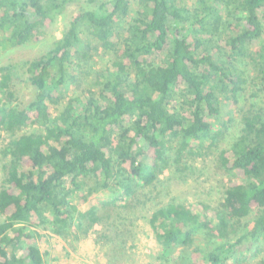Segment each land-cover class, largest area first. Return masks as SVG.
<instances>
[{"label":"trees","instance_id":"trees-1","mask_svg":"<svg viewBox=\"0 0 264 264\" xmlns=\"http://www.w3.org/2000/svg\"><path fill=\"white\" fill-rule=\"evenodd\" d=\"M83 1L88 7L53 48L24 62L35 90L25 107L14 104L16 65L0 66V131L11 138L1 151L0 264H44L40 231L61 236L75 224L86 232L100 221L99 206L117 204L80 213L87 196L119 189L132 197L171 162L196 156L214 137L220 95L242 91L237 64L245 57L264 91V0H195L191 8L183 0H0L3 52L40 41L68 5ZM91 41L115 58L96 90L69 98L54 117L61 89L76 79L72 66L96 50ZM241 121L218 156L231 176L223 201L152 213L161 264H238L241 248L264 243V109ZM25 127L34 130L17 136Z\"/></svg>","mask_w":264,"mask_h":264},{"label":"rangeland","instance_id":"rangeland-1","mask_svg":"<svg viewBox=\"0 0 264 264\" xmlns=\"http://www.w3.org/2000/svg\"><path fill=\"white\" fill-rule=\"evenodd\" d=\"M194 1L183 0L189 8L193 6ZM135 4H132V11L135 10ZM87 7L84 1L68 5L44 30L38 42L4 52L0 46V66L16 65L12 92L15 96L14 104L19 108L27 105L35 91L23 68L24 62L51 50L54 43L62 37L70 20ZM91 42L92 48L94 46L96 50L93 48L86 62L77 61L76 66H72L76 79L61 89L63 94L60 102L51 110L54 117L69 98L84 89L96 90V83L102 81L105 70L115 58L113 52L99 47L94 41ZM254 49L249 48V55L254 56ZM237 68L245 80L241 85L242 91L235 98H232L229 92L220 95L219 121L211 122L214 137L203 141L196 156H184L178 163L171 162L151 186L137 189L132 197L123 198L119 195V189L101 190L87 196L86 202L79 206L80 213L87 212L97 202L109 203L117 199V204L104 206L105 208L99 206L100 221L91 228L84 225L86 232L79 231L75 224L74 228L67 229L61 236L40 231L42 239L38 245L44 264H161L157 260L160 247L149 222L152 213L168 203L188 206L202 202L213 208L218 206L224 199L227 181L231 179L219 165V152L228 148L239 136L244 114L262 112L264 109V91L261 90L257 80L258 74L253 69L249 57L239 61ZM33 130V127H25L17 136ZM10 139L8 134L0 131V189L4 185L5 177L1 151ZM84 193H88L86 188L73 195L71 203H77ZM200 241L199 237L195 244L204 250ZM250 247L252 248H241L240 254H236L238 264H264V243L259 251H254L253 246ZM180 263L186 264L184 261Z\"/></svg>","mask_w":264,"mask_h":264}]
</instances>
